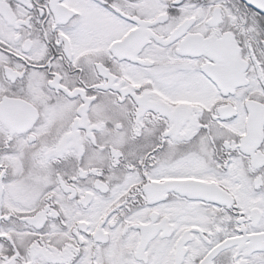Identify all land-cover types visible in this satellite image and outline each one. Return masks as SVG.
<instances>
[{
  "label": "snow or ice",
  "instance_id": "obj_1",
  "mask_svg": "<svg viewBox=\"0 0 264 264\" xmlns=\"http://www.w3.org/2000/svg\"><path fill=\"white\" fill-rule=\"evenodd\" d=\"M0 264H264V0H0Z\"/></svg>",
  "mask_w": 264,
  "mask_h": 264
}]
</instances>
